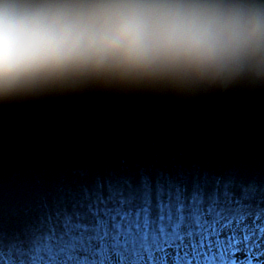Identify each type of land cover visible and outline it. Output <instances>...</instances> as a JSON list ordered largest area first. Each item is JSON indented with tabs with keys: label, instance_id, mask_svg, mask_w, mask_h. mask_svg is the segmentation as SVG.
Here are the masks:
<instances>
[{
	"label": "trees",
	"instance_id": "trees-1",
	"mask_svg": "<svg viewBox=\"0 0 264 264\" xmlns=\"http://www.w3.org/2000/svg\"><path fill=\"white\" fill-rule=\"evenodd\" d=\"M113 174L125 176L121 191L137 198L213 192L211 178L234 174L245 184L261 185L254 199L237 201L250 207L237 211H259L264 95L192 106L81 99L0 109V225L6 233L38 219L45 203L51 209L63 198L71 208L78 194L92 192L98 178ZM231 190L239 195L238 188ZM232 207L226 199L224 210H213L205 222L182 216L176 223L171 208L161 207L157 216L153 205L151 219L129 212L106 237L104 249L83 253L86 260L68 246L83 240L73 235L55 248L41 244L34 264H235L227 260L233 251L225 246L224 230L239 228ZM257 225L264 236L261 217Z\"/></svg>",
	"mask_w": 264,
	"mask_h": 264
},
{
	"label": "clouds",
	"instance_id": "clouds-1",
	"mask_svg": "<svg viewBox=\"0 0 264 264\" xmlns=\"http://www.w3.org/2000/svg\"><path fill=\"white\" fill-rule=\"evenodd\" d=\"M264 95V0H0V109Z\"/></svg>",
	"mask_w": 264,
	"mask_h": 264
},
{
	"label": "snow or ice",
	"instance_id": "snow-or-ice-1",
	"mask_svg": "<svg viewBox=\"0 0 264 264\" xmlns=\"http://www.w3.org/2000/svg\"><path fill=\"white\" fill-rule=\"evenodd\" d=\"M221 101L224 99L214 102ZM211 179L215 189L213 192L198 191L185 195L181 191H167L158 192L155 198L149 195L137 198L131 193L121 191V187L127 183L125 176L113 174L105 180L98 178L95 189L78 194L71 208L64 204L61 198L51 209L45 203L42 206L44 211L38 219L26 222L20 231L9 234L0 225V264H34L33 257L41 244L55 248L62 238L68 241L73 235L78 240L83 236V240L79 244L68 246L79 249L76 255L80 260H86L88 257L83 253H99L104 249L106 237L112 235V229L119 230L121 220H124L129 212L141 215L142 220L145 216L151 219L152 206L155 205L157 216L161 207L166 210L171 208L176 223L180 222L182 216L192 217L193 223L197 218L205 222L213 210L218 213L224 210L226 199L232 201L231 214L234 217L239 216L243 221L242 224L238 222L239 226L248 227L253 234V238L249 239L244 237L242 231L239 233L241 245L235 249L237 256L234 259L239 260L242 255L243 259L247 260L249 253H252L251 264H264V237L256 231L257 217L264 221V207L257 212L237 211L241 206L250 207L237 201L241 198L244 201L254 199L261 190V185L255 182L245 184L238 181L234 174ZM233 187L239 189L238 196L231 190ZM227 214L226 212L225 215ZM156 228H160L159 223ZM73 230L77 231L74 233ZM229 235L237 233L225 230V238Z\"/></svg>",
	"mask_w": 264,
	"mask_h": 264
},
{
	"label": "rangeland",
	"instance_id": "rangeland-1",
	"mask_svg": "<svg viewBox=\"0 0 264 264\" xmlns=\"http://www.w3.org/2000/svg\"><path fill=\"white\" fill-rule=\"evenodd\" d=\"M242 223H243V221L241 220L240 224H242ZM234 228L235 227H233L232 230H230V231H229L228 228L224 229V230H228L229 233H231V232L237 233V235H229L228 238H226V240H225L226 248H229V249H231L233 251V254H231V255H230V253L228 254L227 260H229V261H230V259H234V257L237 256V253L235 252V249L237 247H240V245H241V237L239 236V233L241 231L243 232L244 237H247L249 239L253 238V234H252L251 230L248 227L241 228L239 226L238 229H234ZM261 237H264V236H261ZM222 250H223V252H226L224 248ZM239 258H240L239 260L235 259V262H234L235 264H251V261L253 259L252 253H249V259H247V260L243 259L242 255Z\"/></svg>",
	"mask_w": 264,
	"mask_h": 264
}]
</instances>
